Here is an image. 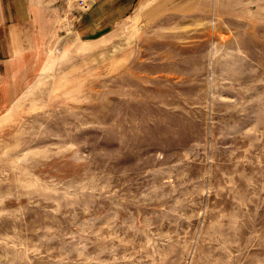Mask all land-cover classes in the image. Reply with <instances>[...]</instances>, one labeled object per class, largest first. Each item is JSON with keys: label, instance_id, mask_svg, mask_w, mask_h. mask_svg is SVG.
Masks as SVG:
<instances>
[{"label": "rangeland", "instance_id": "1", "mask_svg": "<svg viewBox=\"0 0 264 264\" xmlns=\"http://www.w3.org/2000/svg\"><path fill=\"white\" fill-rule=\"evenodd\" d=\"M41 20L52 62L0 65V264H264V0Z\"/></svg>", "mask_w": 264, "mask_h": 264}, {"label": "crops", "instance_id": "2", "mask_svg": "<svg viewBox=\"0 0 264 264\" xmlns=\"http://www.w3.org/2000/svg\"><path fill=\"white\" fill-rule=\"evenodd\" d=\"M53 1L0 0V65L6 74H28L52 62L48 31L38 27Z\"/></svg>", "mask_w": 264, "mask_h": 264}, {"label": "built area", "instance_id": "3", "mask_svg": "<svg viewBox=\"0 0 264 264\" xmlns=\"http://www.w3.org/2000/svg\"><path fill=\"white\" fill-rule=\"evenodd\" d=\"M81 11L89 10L92 2H96L98 0H71Z\"/></svg>", "mask_w": 264, "mask_h": 264}]
</instances>
